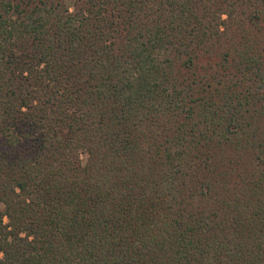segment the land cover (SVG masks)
Segmentation results:
<instances>
[{"label":"trees","instance_id":"16d2710c","mask_svg":"<svg viewBox=\"0 0 264 264\" xmlns=\"http://www.w3.org/2000/svg\"><path fill=\"white\" fill-rule=\"evenodd\" d=\"M0 264H264V0H0Z\"/></svg>","mask_w":264,"mask_h":264},{"label":"rangeland","instance_id":"374dc122","mask_svg":"<svg viewBox=\"0 0 264 264\" xmlns=\"http://www.w3.org/2000/svg\"><path fill=\"white\" fill-rule=\"evenodd\" d=\"M81 159L85 163L87 160V154L85 152H81Z\"/></svg>","mask_w":264,"mask_h":264}]
</instances>
